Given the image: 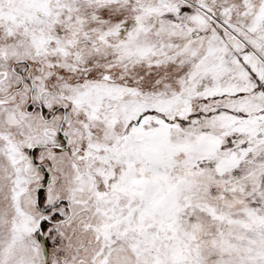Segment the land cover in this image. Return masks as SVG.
<instances>
[{
  "label": "snow or ice",
  "instance_id": "snow-or-ice-1",
  "mask_svg": "<svg viewBox=\"0 0 264 264\" xmlns=\"http://www.w3.org/2000/svg\"><path fill=\"white\" fill-rule=\"evenodd\" d=\"M0 264H264V0H0Z\"/></svg>",
  "mask_w": 264,
  "mask_h": 264
}]
</instances>
